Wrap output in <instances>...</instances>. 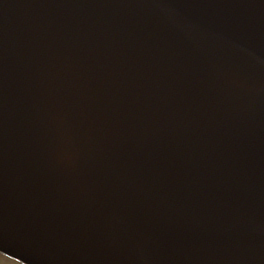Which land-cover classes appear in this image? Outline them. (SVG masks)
<instances>
[{"label": "water", "instance_id": "obj_1", "mask_svg": "<svg viewBox=\"0 0 264 264\" xmlns=\"http://www.w3.org/2000/svg\"><path fill=\"white\" fill-rule=\"evenodd\" d=\"M0 253L264 264V0H0Z\"/></svg>", "mask_w": 264, "mask_h": 264}, {"label": "rangeland", "instance_id": "obj_2", "mask_svg": "<svg viewBox=\"0 0 264 264\" xmlns=\"http://www.w3.org/2000/svg\"><path fill=\"white\" fill-rule=\"evenodd\" d=\"M0 264H20L12 259H9L3 255H0Z\"/></svg>", "mask_w": 264, "mask_h": 264}]
</instances>
